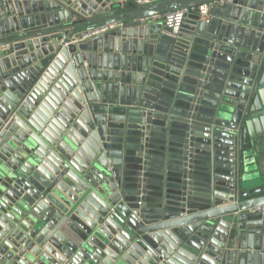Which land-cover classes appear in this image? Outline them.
<instances>
[{"label": "water", "instance_id": "95a60500", "mask_svg": "<svg viewBox=\"0 0 264 264\" xmlns=\"http://www.w3.org/2000/svg\"><path fill=\"white\" fill-rule=\"evenodd\" d=\"M217 1L0 0V264H264V0L152 17Z\"/></svg>", "mask_w": 264, "mask_h": 264}, {"label": "built area", "instance_id": "2783aa9c", "mask_svg": "<svg viewBox=\"0 0 264 264\" xmlns=\"http://www.w3.org/2000/svg\"><path fill=\"white\" fill-rule=\"evenodd\" d=\"M141 4H150L155 2V0H137ZM228 1H234V0H220L217 2H214L212 4H205V5H199L197 7H184L181 9L172 10L169 12H166L164 14L160 15H154L153 20H162L167 26L172 28L174 33H177L179 31V28L184 21V19L187 17L190 13H198L200 14V17L205 19L209 17V11L211 8L217 4H225ZM106 27L100 28L97 30H94L92 32L85 33L83 35L84 38H87L88 36L96 33H100L101 31H104Z\"/></svg>", "mask_w": 264, "mask_h": 264}, {"label": "crops", "instance_id": "0c3cea01", "mask_svg": "<svg viewBox=\"0 0 264 264\" xmlns=\"http://www.w3.org/2000/svg\"><path fill=\"white\" fill-rule=\"evenodd\" d=\"M261 171L264 173V162H261Z\"/></svg>", "mask_w": 264, "mask_h": 264}]
</instances>
